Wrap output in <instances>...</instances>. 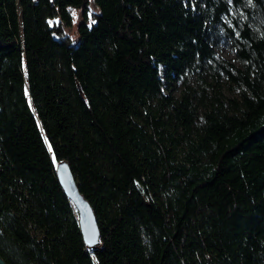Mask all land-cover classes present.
Listing matches in <instances>:
<instances>
[{"label": "trees", "instance_id": "16d2710c", "mask_svg": "<svg viewBox=\"0 0 264 264\" xmlns=\"http://www.w3.org/2000/svg\"><path fill=\"white\" fill-rule=\"evenodd\" d=\"M89 1L0 0V256L264 264V0Z\"/></svg>", "mask_w": 264, "mask_h": 264}, {"label": "water", "instance_id": "95a60500", "mask_svg": "<svg viewBox=\"0 0 264 264\" xmlns=\"http://www.w3.org/2000/svg\"><path fill=\"white\" fill-rule=\"evenodd\" d=\"M56 175L64 193L72 200L78 211V222L84 242L90 247L96 246L99 242V229L95 214L90 203L79 191L67 161L57 163ZM0 264H7L1 256Z\"/></svg>", "mask_w": 264, "mask_h": 264}, {"label": "rangeland", "instance_id": "374dc122", "mask_svg": "<svg viewBox=\"0 0 264 264\" xmlns=\"http://www.w3.org/2000/svg\"><path fill=\"white\" fill-rule=\"evenodd\" d=\"M91 10H95V11L98 10V8L95 6L93 0L89 1V8L87 9V17L86 18H84L83 14H82V11H83L82 7H79V8L72 7L71 8V14H72L71 23L70 24H64V28L72 37V43H77L78 39H79V34H78V30H77L78 23L83 19L87 23H89L91 21V18H92V16L90 15ZM215 48H216V51L218 54L226 57L227 59H229L230 61H232L234 63H237L234 52H232V50L227 46L226 43L220 42V43H218V46H216ZM178 91H179L178 88L175 87V92L178 93Z\"/></svg>", "mask_w": 264, "mask_h": 264}]
</instances>
